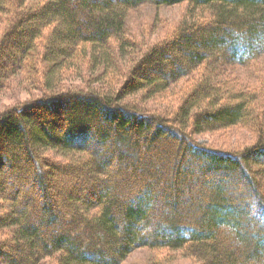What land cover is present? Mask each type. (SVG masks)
I'll return each instance as SVG.
<instances>
[{
    "label": "trees",
    "instance_id": "1",
    "mask_svg": "<svg viewBox=\"0 0 264 264\" xmlns=\"http://www.w3.org/2000/svg\"><path fill=\"white\" fill-rule=\"evenodd\" d=\"M178 3L162 38L129 32L133 9ZM8 43L0 91L17 75L41 95L0 112V264H123L142 247L264 264V103L207 68L264 55V0H0V55ZM199 68L171 111L126 101L164 97ZM83 72L85 85L62 83ZM237 124L256 134L238 152L194 138Z\"/></svg>",
    "mask_w": 264,
    "mask_h": 264
},
{
    "label": "rangeland",
    "instance_id": "2",
    "mask_svg": "<svg viewBox=\"0 0 264 264\" xmlns=\"http://www.w3.org/2000/svg\"><path fill=\"white\" fill-rule=\"evenodd\" d=\"M186 4L178 3L171 6H154L151 4H145L139 8L133 9L128 14V19L126 25L128 26L129 32L136 38L138 42L150 43L156 39L162 38L173 29L178 26L184 16ZM78 20L77 17L74 18ZM261 41V39H260ZM252 43H258L252 41ZM237 45H240L239 43ZM12 44L8 43L7 46L2 50L0 55V66L5 65L8 62L14 61V53H12ZM43 56L42 51H38L35 56L38 68L42 67L41 58ZM183 58V54L179 55ZM11 59V60H10ZM210 62L212 59L209 60ZM125 63V61H122ZM213 62V61H212ZM209 64V63H208ZM177 66V64L175 65ZM207 67V66H206ZM209 71L214 70L219 79L225 80L228 86H236L243 88L248 92L256 93L258 102L263 104L264 99V55L256 59L250 60L244 64H237L234 62L222 61L213 62L207 67ZM201 69V70H200ZM85 71V69H84ZM141 73L150 74H160L161 69L153 68V70H140ZM202 72V68L194 71L187 77H184L177 82L173 83L169 88L166 89L164 97L156 96L151 99L144 100L140 94L135 96H130L126 98L128 102L140 103L147 109L154 111H160L162 109L173 110L177 107L181 95L179 94L182 87L186 85L188 87L195 80L198 79ZM74 80H64L62 83L65 86H77L85 85L86 74H78ZM22 77V76H21ZM17 75L12 76L8 88L2 89L0 91V112L3 110L23 102L28 99H34L40 96V92L37 89L31 88V85H24L22 78ZM113 81L108 80L112 83V90H115L119 84L120 77L114 76ZM102 86V85H101ZM100 85H95L99 91H102ZM259 114L257 115V118ZM255 128L250 124L245 125H233L226 128H221L213 131H203L199 134H194V138L197 143L204 145L206 147H211L214 149H221L224 151H241L249 147L256 137ZM52 158H57L52 154V152L46 153ZM254 172L257 174H264V169L262 167H253ZM252 175V174H250ZM261 176V175H259ZM256 178V177H255ZM231 183H237L239 187H246L244 184V175L237 172L230 173L229 177ZM69 180V179H68ZM56 187V186H55ZM65 187V185H64ZM59 191V193H58ZM66 188H60L55 190L54 194L59 195L66 193ZM261 191L264 193V185H262ZM73 195V194H72ZM200 195H195L196 199H200ZM199 204L201 202L199 201ZM151 226L148 227L147 231L151 230ZM146 233V232H145ZM148 234V233H146ZM69 238L71 237L68 235ZM71 239V238H70ZM123 264H197L192 258L187 257L183 254L181 250H151L148 248H137L132 251Z\"/></svg>",
    "mask_w": 264,
    "mask_h": 264
}]
</instances>
